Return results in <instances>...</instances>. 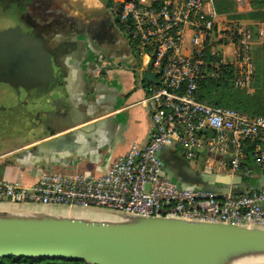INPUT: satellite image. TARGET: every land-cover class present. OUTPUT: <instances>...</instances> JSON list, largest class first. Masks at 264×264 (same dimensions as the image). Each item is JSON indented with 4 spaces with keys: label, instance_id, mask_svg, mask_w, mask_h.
I'll list each match as a JSON object with an SVG mask.
<instances>
[{
    "label": "built area",
    "instance_id": "obj_1",
    "mask_svg": "<svg viewBox=\"0 0 264 264\" xmlns=\"http://www.w3.org/2000/svg\"><path fill=\"white\" fill-rule=\"evenodd\" d=\"M117 16L156 73L144 101L152 121L147 143H133L101 174L43 171L32 185L0 178V202L74 210L107 209L132 216H168L264 229V186L240 192L185 188L165 171L159 152L179 144L185 157L205 153L206 168L219 165L232 175L254 176L245 142L252 141L253 163L264 170V116L212 105L196 96L197 82L232 66L236 87L253 91L252 44L247 24L222 19L214 0H117ZM240 1V0H239ZM81 264H98L83 261Z\"/></svg>",
    "mask_w": 264,
    "mask_h": 264
},
{
    "label": "crops",
    "instance_id": "obj_2",
    "mask_svg": "<svg viewBox=\"0 0 264 264\" xmlns=\"http://www.w3.org/2000/svg\"><path fill=\"white\" fill-rule=\"evenodd\" d=\"M15 2L24 29H32L36 41L53 54L61 87L44 108L33 103L32 93L0 99L9 114L18 102L24 105L26 113L19 116L27 120L19 130L0 129V178L32 185L43 171L105 173L131 144L150 139L152 121L144 101L156 78L150 56L131 38L116 10L102 0ZM205 153L201 149L188 160L177 144L159 155L166 174L181 187L240 192L264 186V170L252 158L245 160L254 167V176L243 177L230 174L218 159L210 171ZM245 178H252V183ZM62 209L0 202V214H69ZM78 211L95 215L102 209Z\"/></svg>",
    "mask_w": 264,
    "mask_h": 264
},
{
    "label": "water",
    "instance_id": "obj_3",
    "mask_svg": "<svg viewBox=\"0 0 264 264\" xmlns=\"http://www.w3.org/2000/svg\"><path fill=\"white\" fill-rule=\"evenodd\" d=\"M12 32L13 28L0 30V94L14 100L20 88L34 89L33 103L44 108L61 87L53 54L32 34L18 30L20 40L14 41ZM243 254H264L263 228L113 212L0 214V257H66L98 264H227Z\"/></svg>",
    "mask_w": 264,
    "mask_h": 264
},
{
    "label": "trees",
    "instance_id": "obj_4",
    "mask_svg": "<svg viewBox=\"0 0 264 264\" xmlns=\"http://www.w3.org/2000/svg\"><path fill=\"white\" fill-rule=\"evenodd\" d=\"M106 7L118 12L119 1L102 0ZM217 12L222 19L231 22L242 20L251 21L247 24L253 36L257 37L256 23L264 20V0H247L248 9H240L239 0H214ZM251 54L255 64L253 91L236 87L232 81V66L222 65L221 71L211 75L205 74L197 82L196 96L199 100L225 107H232L249 115L264 116V36L257 39L251 47ZM252 141L246 140V159L250 160ZM252 183V178H245ZM83 261L61 257H0V264H81Z\"/></svg>",
    "mask_w": 264,
    "mask_h": 264
},
{
    "label": "rangeland",
    "instance_id": "obj_5",
    "mask_svg": "<svg viewBox=\"0 0 264 264\" xmlns=\"http://www.w3.org/2000/svg\"><path fill=\"white\" fill-rule=\"evenodd\" d=\"M240 9L242 10H247L249 5H248V1L247 0H240L239 3ZM1 16H7V17H17L18 19H22V15L18 12L17 9H15V7H12V5H3L1 3L0 5V17ZM8 19V18H7ZM22 22V21H21ZM24 22V21H23ZM236 24L233 22V26H235ZM248 26V25H247ZM26 100H24L25 102ZM4 104L0 103V112L4 111ZM7 107V106H6ZM24 111V113H26L25 110V106H20L19 108L17 107V110L15 112L10 113V116L6 117V118H0V129H14V130H19L22 126L25 125V123L27 122L26 118H24V120H22V118L19 116V114L21 115ZM9 113V112H8ZM22 120V121H21ZM102 211L104 213H111L112 211L107 210V209H102ZM257 264H264V263H257Z\"/></svg>",
    "mask_w": 264,
    "mask_h": 264
},
{
    "label": "flooded vegetation",
    "instance_id": "obj_6",
    "mask_svg": "<svg viewBox=\"0 0 264 264\" xmlns=\"http://www.w3.org/2000/svg\"><path fill=\"white\" fill-rule=\"evenodd\" d=\"M1 3L4 5H12V7H16V2H15V0H0V5H1ZM8 18V19H7ZM22 21V22H21ZM25 22V21H24ZM24 22H23V20H21V19H18L17 17H7V16H5V18H4V16H1L0 17V30H2V29H7V28H13L14 29V32H12V36H14V41H16L17 39H18V37H16L17 36V31L18 30H21V31H23V32H28V33H30V34H32V36H33V34H34V32H32V29H30V30H28V29H24V27H23V24H24ZM34 37V36H33ZM16 39V40H15ZM18 40H20V38L18 39ZM1 85V84H0ZM1 91V90H0ZM3 91V90H2ZM35 90L34 89H32L31 91H29V92H25L24 91V89L23 88H20V92H19V94H22V93H24L23 95H25V94H30V93H32V92H34ZM5 95V92L2 94H0V99L1 98H3V96ZM19 106H16V108L14 107L12 110H14L15 111V109H17V107L19 108L20 106H22V104L20 105V102H18L17 103ZM10 109H11V107H10ZM7 110V108L4 110V111H2V112H0V118H6V117H8V116H10V114L8 113V111H6Z\"/></svg>",
    "mask_w": 264,
    "mask_h": 264
},
{
    "label": "bare ground",
    "instance_id": "obj_7",
    "mask_svg": "<svg viewBox=\"0 0 264 264\" xmlns=\"http://www.w3.org/2000/svg\"><path fill=\"white\" fill-rule=\"evenodd\" d=\"M62 211L69 212V214H67L69 216L88 215L87 212H79L78 210L69 209V208H63ZM102 212L103 211L101 212L96 211V213L94 212L93 213L96 216L102 214ZM257 263H264V254H243L231 259L230 262L227 264H257Z\"/></svg>",
    "mask_w": 264,
    "mask_h": 264
}]
</instances>
